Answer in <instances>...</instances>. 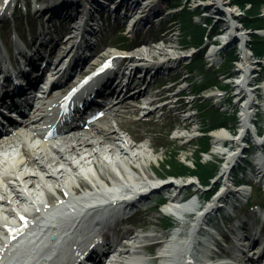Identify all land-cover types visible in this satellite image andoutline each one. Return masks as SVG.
Returning <instances> with one entry per match:
<instances>
[{"label":"bare ground","instance_id":"obj_1","mask_svg":"<svg viewBox=\"0 0 264 264\" xmlns=\"http://www.w3.org/2000/svg\"><path fill=\"white\" fill-rule=\"evenodd\" d=\"M166 1L167 0H47L45 4L40 5L35 11V16L38 17H32L31 21L42 19L38 24L43 28V26H46V23L49 27H52L56 22L65 25L67 23L65 21L66 19L70 20L76 18L78 20L77 16H80L82 20L77 23L79 26L77 30L81 32L79 36L80 40L78 41L79 45H77V42L75 43V40L78 38L77 35L66 39L67 32L62 31L56 34L57 41L54 43V46H52L50 53L47 52V45L51 41L50 39L54 38V36L52 37V30L49 28V35H42L40 39L38 37L32 38L28 40L29 42H24L20 39L18 40V37H14L11 43L15 46V52L14 56H10V52H8L5 47L6 44H4L0 36V118L6 116L4 109L15 104L24 111L25 105L30 101V97H32L28 95V92L34 88L35 84H37L36 82L42 77L43 71L47 67L45 61L52 63L54 66L56 63H62L65 59L69 58L63 69L61 65H58L55 69L56 80L58 78L62 80L68 76L70 71L72 72L75 65L81 67V74H85L88 69L93 68V65H99L101 62L100 59L103 57L106 61H111V63L121 62V71L122 69H125V71L121 74V71L114 72L108 70V67H102L98 72L99 74L92 80L95 86L90 87L89 84V87H87V85L80 87V90H82L81 95L77 98L74 97L73 100L76 104L74 107L75 112L81 113L87 107L99 106L112 95L114 97L113 104L108 106V113L112 115L114 107L120 108V111L116 113L114 117L119 129L125 130L123 122H120L119 119L129 114L128 112L136 113L141 107L142 100L150 99L153 101V104H151L153 107L150 108V116H153L157 111L169 107L172 108V111H176L173 124L171 125V129L176 130L175 123L178 122L179 117L183 116L181 111L186 109V105L181 101H175V97L171 95L167 96L164 91L159 94H153V96L149 98L150 92L146 90V93H143L145 89H143L142 86H140L142 84H140L138 86L140 88V94L137 98H134V106H125L124 99L120 100V92L125 88L129 89L135 84L133 80L124 84L123 80L128 74L129 79H131L130 77L135 74V71L140 68V65L147 68V70H152V74L154 73V75H157L162 72L161 69L165 70V68H169L170 70L177 60L186 56H191L193 52L182 55L178 51L180 46L176 47L174 44H167L166 46L160 45L152 47L150 43L147 42L148 48L144 46L143 48L145 49H141L142 46L132 48L129 50L128 54L125 55L99 52L97 50H93V52L88 55L89 48L91 47L89 45L93 43L94 33L97 30L95 25L92 24L94 11L101 14L113 12L115 16L113 18L118 21L121 19L129 20V17L133 19V17H135L133 14L137 12L139 16L137 15L135 17L136 20L134 22L136 28L134 31H131L140 34L146 30L147 32L151 30L148 29L145 22L147 23L151 20L154 14L156 15L155 17H157L154 22H159L165 17L166 13L163 10V2L166 3ZM230 2L228 0H212L208 1L206 5L211 7L212 10L216 9L219 11L215 13L214 17L226 18V21L232 24L231 27L239 31L240 28L236 25V22L240 17L237 13L230 10ZM19 4H21L19 0H0V29L3 24L7 22L9 16L16 13L17 8L21 6ZM23 6H25V17H27L31 14L29 5L26 3ZM125 25V23L122 24L123 29ZM128 29L129 27L126 28V31ZM65 30L68 32L70 31L67 28ZM131 31H129V33H131ZM238 31L237 34H234L235 36H233V39H237L241 41L242 45H245V42H248L245 40L244 34L238 33ZM170 39L171 37H167L166 35L162 40L166 44L170 42ZM68 45H72L73 49L70 50ZM171 46L174 49L173 51L168 49V47ZM218 50H220V48L216 49L209 57L214 56L215 52ZM95 53L99 58L89 62V57ZM99 53H101L102 56ZM129 58L133 61L135 66V68L131 70H129V65H127L126 62ZM252 60L253 59L250 60V65L252 66L251 75L253 76L255 74L254 76H256V73H254L256 68L253 66ZM49 69L51 70V66L48 67V71H50ZM117 75L118 77L115 78ZM256 80L257 79L253 77L251 79L252 84L248 87L239 84L241 91L240 95L244 96L243 99H247L245 104H248L247 110L244 109L242 120H239V128H241V131L235 136H231L229 127L214 132L216 144L215 149L213 148L212 150L213 154L224 159L226 165L220 173V180L222 181H224L228 175L231 176L233 174L234 170L230 169L231 164L238 163L239 161L248 163L253 160L255 163L254 165H250V168H252L250 178H253L256 183L264 184V126L259 125L258 120L256 121L255 119V113L258 111L257 108H260L262 105L257 103L260 87L255 90L251 88ZM72 86L75 87L76 84L74 83ZM261 88L264 89V86ZM248 90H252L250 95ZM114 92L115 94L113 95L112 93ZM255 92L257 96L251 98V95ZM131 94L136 95L134 92ZM131 94H126V97L131 96ZM115 96H118L117 99H115ZM162 100H166L167 102L157 106L156 103ZM154 105L156 106L154 107ZM78 115L79 114L72 117L73 123L75 124L79 122ZM148 117L149 116L143 117L136 121H144L147 120ZM185 117L184 124L179 127L178 131L184 129L191 133L195 128V116L191 115L190 118ZM29 118L35 123L42 122L47 118L45 111L35 105V100L29 112ZM227 132H229V134ZM129 134L132 135L131 133ZM183 137L189 136L183 135ZM135 138L140 137L137 136ZM108 143L110 146H106ZM21 145L22 147H20ZM139 145L141 146V144ZM149 147L152 150L151 153L156 154L158 152V148L152 142ZM141 148L142 146L139 149ZM0 149L4 150L0 151V264H47V260L51 258L53 254L57 253L58 248H63L62 244H64V242L61 243L62 239H64V234L61 233H59V235H62V237L58 236L55 242L49 244L46 242L47 237H51V232L57 228L55 224L48 219L50 215H53L52 217L56 216L55 222L59 224L58 229L60 232L64 231L69 233L75 224L76 227L79 226L80 221L84 217L82 210H85L88 205L92 204V201H94L93 203L99 201H105V203H107L106 201H116L113 199L114 197L111 198L112 194L120 195L121 193H125L129 195V197H119L118 199H125L128 201L127 204H131L130 200L135 197L136 199L147 200L146 194L139 195L142 192V188H148V190L155 195V193H161L162 189H193L196 187V183L192 181L190 177L179 183L168 181L167 185L162 188L160 186L156 187V184H154L155 186H148L151 182L154 183L156 179L167 175V173L155 172V176L151 175L149 173V164L144 162V160L148 162V159H150L149 152H146V154L141 151L137 152L135 146L118 132L109 119L95 122L91 125V128L83 130L77 135L68 136L52 143L37 142L35 139L24 136L23 134H18L11 141L2 144ZM117 152L122 156L119 158L120 161L116 160L118 159ZM260 153H262V155ZM22 154H24L27 159H24ZM250 154H253V156L249 157ZM105 155L109 156L108 158H110L111 163L104 158ZM121 159L122 161L126 160L128 167L138 173V178L131 179L128 177V171L123 166ZM138 162L140 163L139 165ZM61 164L67 165L69 169L61 168ZM114 164L123 173V178L119 177L113 170L112 166H114ZM91 165L97 170L99 179L91 175L90 168L88 169ZM80 168H84L87 171L86 174L91 177L93 183H89L86 180ZM72 174L80 183L89 188V192H85L84 194L76 193L77 195H74L78 187L73 181H68L69 176ZM194 177L200 180L199 177ZM48 182L53 184L54 189L65 201V204L61 201L54 202V194L48 187ZM113 187L116 189H113ZM235 191H230L226 196L223 194L217 196L215 194V196H213L214 199L211 201L206 211L198 215L197 219L194 220L195 225L191 228L190 232L184 233L183 230L176 231L174 233V239L172 238V240H170V244L166 245L169 241H159L158 238L154 236L148 237V239L155 241V245H162L161 248L165 247L164 249H160V252L151 258H146L144 260L141 256L139 257L140 251L138 250L144 246L139 244L140 242L138 241L137 235L132 236L130 232L126 233L121 240H118L119 244L115 247L113 252L116 256L114 261L111 260V264H192V262H194L192 256H199V253L196 254L198 245L195 240V234L201 216L203 214H207L208 216L211 215L213 205L218 201V198L221 200L218 206L221 207L222 204L228 201L227 197L229 198L230 194H244L245 197L248 196V192H246L244 187H239ZM15 199L25 203L29 210L27 211L15 205ZM229 200H231V197ZM41 201L44 203L41 204ZM102 203L103 202H100V204ZM133 204L132 202L131 205ZM25 205L22 204L23 207ZM95 205L96 206L93 207H97V204ZM187 207L188 209H185L186 207L183 209L182 207L177 211L185 217L188 214V210L196 208V206L192 208L191 203ZM40 218H43L42 220L44 221L47 220V222L38 227L36 226L38 223H34ZM182 225L185 226V222H183ZM246 225L247 224L244 223L243 227L248 230L249 234H254L256 232V230L253 232V229H249ZM117 226L119 227L118 224ZM255 235L257 234L255 233ZM183 236L184 239H181ZM11 238L15 239V241L11 240ZM108 239V236L105 237L103 241L105 244L102 247L101 243L94 241V243H97L96 246L91 248V250L88 249L86 252H82V254L84 255L89 251L88 255H90L92 263L98 264L97 262H100L104 257L105 253L103 250L105 251V249H108ZM257 239L258 241L261 240L260 259H263L264 262V236L262 231L256 236V240ZM207 243L208 241H205V244ZM211 251L212 249H207L206 253L209 254ZM256 252L257 250H253L251 253ZM228 254H233V252H228ZM201 257L205 258L206 256L201 254ZM135 259V263H131V261L133 262ZM204 263L207 264V260L201 259L197 262V264ZM103 264H107V261Z\"/></svg>","mask_w":264,"mask_h":264},{"label":"rangeland","instance_id":"obj_2","mask_svg":"<svg viewBox=\"0 0 264 264\" xmlns=\"http://www.w3.org/2000/svg\"><path fill=\"white\" fill-rule=\"evenodd\" d=\"M19 1L21 2L19 10L16 11L14 16H9L7 22L4 23L0 29L2 38L4 39V44L7 43L8 38L6 39V37H8V34L13 31L14 28L20 33V37L24 42H27V37L25 38V36L31 33L33 29L31 27L34 23L33 20L31 21L32 16L29 14V16L25 17V6L23 5L28 3L29 7L32 8L37 5V2L36 0ZM206 1L207 0H189L185 3V0H167L166 2L171 6V10L167 8L169 6H167L166 3H163V9L166 11L165 20L160 24H155L149 32L146 30L141 34L136 35H134L133 32L129 33L125 30H121V24H118L117 27L114 26L112 19H108L107 21H109V27L105 25L106 28H104L98 36L99 40H101V46L98 48L101 49V47H103L102 52L105 53L125 55L128 54L129 50L132 48H138L139 46H142L141 49L148 48V45L146 44L147 42H149L152 47L160 45L166 46L167 44H174L176 47L180 46L178 51L182 55H186L188 52H193L191 56H186L177 60L172 65L170 70L169 68H165V70H163L160 74L153 75L149 84L147 82L149 76L151 75H149L148 78L143 77L142 80L144 82L143 89H145V92L143 93H146V90L156 93L157 90L165 91L170 86L168 81L173 80V77L176 74L177 76L175 81L178 86L172 88L171 91L178 94L176 96L177 98L185 96L181 102L186 105V109L192 108L189 114L195 116L194 131L191 133L184 129L178 131L179 127L184 124V117L188 115H185L183 110L181 112L183 116L179 117L178 122L175 123L177 129L172 131L171 125L173 124L176 111H172L171 107L164 110L159 109L160 111H157V113L153 114V116H150L151 114H149L147 120L144 121H136L143 117L142 114L138 113V110L136 114L128 112L129 114H126L125 117L119 119L120 122H123L125 130L119 129L115 120H111V124L116 127L118 132L123 137L135 146V150L137 152H149L148 154L150 159H148V162L145 160L144 162L149 164V173L153 176H155V172L168 173L169 170L174 172L178 171L175 168L168 169L167 165L169 164L176 165L177 168L183 171H185L186 168V172H188V174H191V171L195 168V162H199L202 166L206 167L210 171H213L214 174L209 182V186L203 185L205 178H203V176L201 177V174L197 171V175H199L201 179L198 180L196 177H193L192 181L196 183V187L186 190L189 193L193 192V190H197L200 193L201 197L199 198V202L196 203V208H199L202 205V207L198 209L199 211L207 208L209 204L208 201L210 199L212 200L213 196H215V194H217V192H219V190L223 187V181L220 180V173L223 167L226 166L224 159L214 157L212 162L209 161L212 159V156L209 155V152L204 151V149H208L210 146L209 144H205L207 141L210 142L208 138L199 140L195 138L192 142H188L189 137L179 140L174 139L179 135L197 137L199 136V133L201 135L203 134L201 132L205 133L214 126L221 124H225L227 127L237 131L238 134V130L241 129L239 128V120H242L241 115L243 113L241 109L244 105V103L237 104L236 101L229 103L228 98L231 96L229 88L232 86L229 87L226 85L227 82L222 76L223 72L230 73L231 71L229 67L231 62L229 61L233 58L239 59L242 56V53L239 50V44H236L235 46L231 45L229 48L226 47L221 50V54L219 53L217 56L215 55L209 57L211 47L207 45L208 42L218 40L213 39V33L215 31H221V29H224L227 26L225 25L226 22L223 23L213 18H209V20H207L201 16L202 13L209 12L212 9L206 5ZM228 1H231V4L229 5L230 10L237 13L240 17L236 22V25L240 28L239 31H237L238 33L240 32L244 34L245 40L248 42V48L250 50L247 52L252 53V48L255 49V57L252 58L253 66L256 68L254 70L256 76H254L255 74L252 76L257 79L252 85V88L255 90L264 86V0H257L258 7L262 8V14L257 17V21H255V23L250 24L243 23L244 19L247 17V11L251 8L249 6L250 0H240L241 4L239 5L235 3V0ZM105 21L106 20H102L104 24ZM167 30L168 32H166ZM165 35H167V37H171L170 42L165 44L163 40L156 41L159 37H164ZM126 38L131 40L127 41ZM198 42H200V44ZM216 44L220 45L218 42H216ZM112 46L120 47L121 50L119 49V51ZM143 46L145 48H143ZM219 48L222 49L221 45L217 47V49ZM168 49L170 51L174 50L172 46L168 47ZM230 49H232L233 52L229 53ZM260 50H262V52L258 53ZM227 54H230V57H227ZM227 64L229 66H226ZM240 64L241 63L239 61L237 65L234 64L235 69L233 73H242ZM222 66L223 69H221ZM138 74L142 73L136 71V73L132 76L133 80H140L138 78L142 76H138ZM235 91L237 90L235 89ZM256 96L257 94L255 92L251 95V98H255ZM132 101L133 99L131 102ZM257 103L262 104L260 106L261 115L257 118L255 117V119L256 121H259V125L264 126V99H258ZM197 129H200L201 132ZM209 135L214 139V133H210ZM137 136L140 138H135ZM38 141L41 142L40 139H38L37 142ZM151 142L158 148V152L156 154L151 153L152 150L149 147ZM139 144L142 146L141 149H139L141 147ZM106 146H110V144L108 143ZM200 148H203V154L199 151ZM213 148L215 149V146H213ZM22 155L24 159H27L24 154ZM117 156L122 157L119 152H117ZM108 157V155L104 156L107 161H110V158ZM208 161L210 163H208ZM121 162L128 171V177L131 179L139 177L138 173L128 167L126 160ZM242 163L244 162L239 161L238 163H235V167H239V169L235 172L236 179L249 178L252 173V168L247 165L243 166ZM139 164L140 163L138 162V165ZM60 167L69 169V167L64 164H61ZM112 167L115 173L119 177L123 178L121 170L115 164ZM88 169L91 171V175L99 179L97 176L98 172L95 170L93 165L89 166ZM80 170L86 180L89 183H93L91 177L86 174L87 171L84 168H80ZM184 180L186 179H170V181L175 183L183 182ZM68 181H73L78 187V190L74 193V195L76 193L84 194L85 192H88V188L80 183L73 174L69 176ZM156 181L157 179L154 182ZM228 181V184L230 185L232 181L231 176ZM48 183L50 184L49 186L54 194V198L58 199V193L54 189L53 184L51 182ZM9 191L11 192L10 188ZM247 192L248 196L244 198L245 202L241 203L239 207L233 208L231 211L232 217L230 216L229 218L226 216V211L223 210L220 211V216L222 218L219 217L218 213L216 214V211L210 215V219L212 220L211 224L208 226L216 233H220L218 237L221 241V244L219 242L217 246V244H215L217 242L212 239V241H214V250L211 252V258L214 259V264L225 263L221 261V258L224 254L232 252V242H230L231 238L238 235V230L242 228L244 223L247 224L246 226L249 229H253V231L256 230L259 232L261 230L264 236V194L256 188L250 189ZM212 194L214 195L211 197ZM15 203L18 204L19 200L15 199ZM163 210L164 207L157 206L147 212L138 213L134 220L126 223L122 228L120 226L118 228H114V222L109 223L105 230L109 234V241L118 243V240H121L123 235L130 232L132 236L137 235L138 241L140 242L139 244L144 246L138 250L140 251L139 256H141L142 259L145 260L146 258L155 256L160 252V246L157 244L155 245V241L148 239V237L154 236L158 238L159 241H169V243L166 244L168 245L170 244V240H172V238L174 239V233L176 231L183 230L184 233H189L191 228L195 225L194 220L197 219L196 214L189 216L190 210H188V214L186 215L188 217L185 216L184 218L186 219L185 226L180 225L174 217H165ZM166 218L168 220V225H172L169 229L167 228V225L164 224V222H166ZM182 238L184 239V236L181 237V239ZM164 248L165 247L162 249ZM198 249L200 250L199 246L197 247V251ZM206 251L207 249H202L204 254H207ZM113 257L114 255H111L109 259H112Z\"/></svg>","mask_w":264,"mask_h":264},{"label":"trees","instance_id":"obj_3","mask_svg":"<svg viewBox=\"0 0 264 264\" xmlns=\"http://www.w3.org/2000/svg\"><path fill=\"white\" fill-rule=\"evenodd\" d=\"M235 3L237 5H239V4H241V1L240 0H235ZM249 6L251 8H249V10L247 11V13H246L247 17L243 21V23H245V24L255 23V21H257L256 20L257 17H259L262 14V12H261L262 8L258 7V1L257 0H253V1L250 0ZM198 43L200 44V42H198ZM254 51H255V49H254ZM260 52H262V50H260L258 53H260ZM205 144H207V143H205ZM167 167H168V169H172V168L173 169L174 168L177 169L178 171L172 172L174 174H176V173H180V174H183V175L188 174V172H186V168H185V171H183V170L177 168L176 165H169ZM197 171H199V173L201 174V177L203 176V178H205V182L203 184L205 186H209V184H210L209 182L212 179V176H213L214 172L210 171L206 167L202 166L199 162H197L195 164V169H193L191 171V174H194L195 176L199 177V175H197ZM201 177H199V178L201 179Z\"/></svg>","mask_w":264,"mask_h":264}]
</instances>
